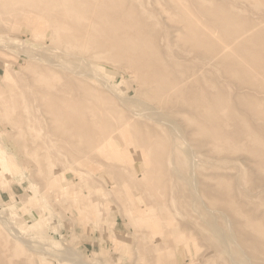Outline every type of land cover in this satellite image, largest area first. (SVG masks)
Here are the masks:
<instances>
[{
    "label": "rangeland",
    "instance_id": "rangeland-1",
    "mask_svg": "<svg viewBox=\"0 0 264 264\" xmlns=\"http://www.w3.org/2000/svg\"><path fill=\"white\" fill-rule=\"evenodd\" d=\"M0 264H264V0H0Z\"/></svg>",
    "mask_w": 264,
    "mask_h": 264
}]
</instances>
